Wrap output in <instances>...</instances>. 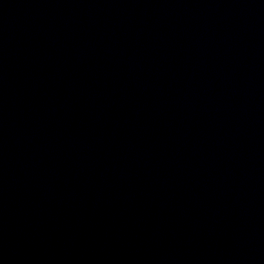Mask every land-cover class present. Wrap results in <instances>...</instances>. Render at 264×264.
<instances>
[{
	"label": "water",
	"instance_id": "95a60500",
	"mask_svg": "<svg viewBox=\"0 0 264 264\" xmlns=\"http://www.w3.org/2000/svg\"><path fill=\"white\" fill-rule=\"evenodd\" d=\"M0 264H264V0H0Z\"/></svg>",
	"mask_w": 264,
	"mask_h": 264
}]
</instances>
